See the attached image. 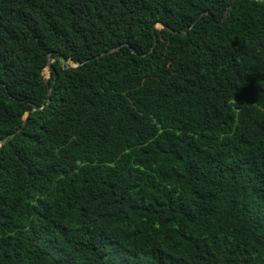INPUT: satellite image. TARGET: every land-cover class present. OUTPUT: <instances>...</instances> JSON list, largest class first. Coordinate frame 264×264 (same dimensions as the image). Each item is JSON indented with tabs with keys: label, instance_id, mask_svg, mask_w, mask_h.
I'll return each instance as SVG.
<instances>
[{
	"label": "trees",
	"instance_id": "obj_1",
	"mask_svg": "<svg viewBox=\"0 0 264 264\" xmlns=\"http://www.w3.org/2000/svg\"><path fill=\"white\" fill-rule=\"evenodd\" d=\"M0 264H264V0H0Z\"/></svg>",
	"mask_w": 264,
	"mask_h": 264
},
{
	"label": "rangeland",
	"instance_id": "obj_2",
	"mask_svg": "<svg viewBox=\"0 0 264 264\" xmlns=\"http://www.w3.org/2000/svg\"><path fill=\"white\" fill-rule=\"evenodd\" d=\"M49 75H50V71L49 70H45V72H44V78L45 79H48Z\"/></svg>",
	"mask_w": 264,
	"mask_h": 264
},
{
	"label": "water",
	"instance_id": "obj_3",
	"mask_svg": "<svg viewBox=\"0 0 264 264\" xmlns=\"http://www.w3.org/2000/svg\"><path fill=\"white\" fill-rule=\"evenodd\" d=\"M48 63H49V67H51L53 62L51 61L50 58L48 59ZM75 67H76V66H75Z\"/></svg>",
	"mask_w": 264,
	"mask_h": 264
},
{
	"label": "clouds",
	"instance_id": "obj_4",
	"mask_svg": "<svg viewBox=\"0 0 264 264\" xmlns=\"http://www.w3.org/2000/svg\"><path fill=\"white\" fill-rule=\"evenodd\" d=\"M72 66H73V68H77L78 66L77 65H75L74 63H70ZM76 66V67H75Z\"/></svg>",
	"mask_w": 264,
	"mask_h": 264
}]
</instances>
